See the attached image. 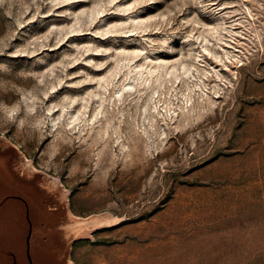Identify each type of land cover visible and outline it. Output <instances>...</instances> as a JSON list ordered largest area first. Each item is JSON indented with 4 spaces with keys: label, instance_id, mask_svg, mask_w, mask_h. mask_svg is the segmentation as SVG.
Instances as JSON below:
<instances>
[{
    "label": "rangeland",
    "instance_id": "1",
    "mask_svg": "<svg viewBox=\"0 0 264 264\" xmlns=\"http://www.w3.org/2000/svg\"><path fill=\"white\" fill-rule=\"evenodd\" d=\"M15 165L72 264H264V0H0V264Z\"/></svg>",
    "mask_w": 264,
    "mask_h": 264
},
{
    "label": "water",
    "instance_id": "2",
    "mask_svg": "<svg viewBox=\"0 0 264 264\" xmlns=\"http://www.w3.org/2000/svg\"><path fill=\"white\" fill-rule=\"evenodd\" d=\"M15 172L17 173V176L22 180L27 181H33L34 185L36 186L39 196V202H42V199H45L49 201L50 205L48 206V212L51 216H49L51 219L54 217L57 218L56 222L53 225H48L46 227L45 232H41L39 230L33 231V229L30 227L32 225V219L29 216V206L26 201L22 200V204L27 209V224L29 225V232L26 237V250L24 251V254L17 257V254L10 253L9 255L11 258H13L12 264H72L70 261V249L72 243L76 239L70 240L67 237L66 232L64 231L66 222L64 213L65 210L62 208V203L58 202L54 194L50 193L47 189L42 187L40 183L38 182L37 178L35 176L29 177L25 174L21 173L19 169L14 166ZM3 204L0 202V207ZM44 226V222H43ZM49 233L53 234V245L54 249L50 251H46L43 247L47 246L48 242L50 243V236ZM39 248L41 252L37 251V247ZM33 248V250H32ZM23 252V251H22ZM35 255V257H34ZM2 261V258H0V263ZM63 261V262H62Z\"/></svg>",
    "mask_w": 264,
    "mask_h": 264
},
{
    "label": "bare ground",
    "instance_id": "3",
    "mask_svg": "<svg viewBox=\"0 0 264 264\" xmlns=\"http://www.w3.org/2000/svg\"><path fill=\"white\" fill-rule=\"evenodd\" d=\"M206 49V48H205ZM207 50V49H206Z\"/></svg>",
    "mask_w": 264,
    "mask_h": 264
},
{
    "label": "snow or ice",
    "instance_id": "4",
    "mask_svg": "<svg viewBox=\"0 0 264 264\" xmlns=\"http://www.w3.org/2000/svg\"><path fill=\"white\" fill-rule=\"evenodd\" d=\"M126 2H127V0H126Z\"/></svg>",
    "mask_w": 264,
    "mask_h": 264
}]
</instances>
